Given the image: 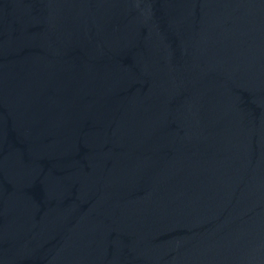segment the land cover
I'll list each match as a JSON object with an SVG mask.
<instances>
[{
  "label": "water",
  "instance_id": "1",
  "mask_svg": "<svg viewBox=\"0 0 264 264\" xmlns=\"http://www.w3.org/2000/svg\"><path fill=\"white\" fill-rule=\"evenodd\" d=\"M0 264H264V0H0Z\"/></svg>",
  "mask_w": 264,
  "mask_h": 264
}]
</instances>
